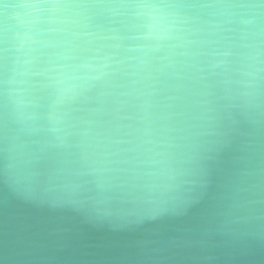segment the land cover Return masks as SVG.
Here are the masks:
<instances>
[{
	"label": "clouds",
	"instance_id": "9594fccd",
	"mask_svg": "<svg viewBox=\"0 0 264 264\" xmlns=\"http://www.w3.org/2000/svg\"><path fill=\"white\" fill-rule=\"evenodd\" d=\"M0 264H264V0H0Z\"/></svg>",
	"mask_w": 264,
	"mask_h": 264
}]
</instances>
